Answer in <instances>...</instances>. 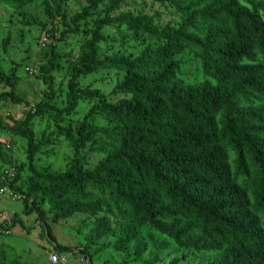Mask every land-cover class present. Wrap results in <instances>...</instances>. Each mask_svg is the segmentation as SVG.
Masks as SVG:
<instances>
[{
  "label": "trees",
  "instance_id": "16d2710c",
  "mask_svg": "<svg viewBox=\"0 0 264 264\" xmlns=\"http://www.w3.org/2000/svg\"><path fill=\"white\" fill-rule=\"evenodd\" d=\"M106 1L84 0L86 7L71 20L77 26L89 19L93 30L72 66L68 86L73 90L78 78L99 70L120 71L123 79L116 91L130 99L102 103L74 134L64 130L75 159L63 173L33 165L42 145L30 127L44 110H54L48 105L50 97L24 120L5 127V132L26 141L31 174L25 191L15 187L19 176L8 188L23 195L25 213L35 212L41 222L39 206L29 203L32 196L47 202L58 221L100 210L99 201L82 203L91 185L108 194L136 224L151 227L179 250L216 254L214 264H264V2L251 1L248 7L238 0H209L191 11L205 0L193 7H185L182 0H152L171 4L181 14L189 12L177 29L160 30L143 16L95 19ZM117 4L114 1L110 10ZM48 13L52 15L50 9ZM196 22L206 25L204 33L189 32ZM110 26H125L135 40L146 36L162 45L146 47L135 59L113 55L100 60L96 46L104 41L103 28ZM186 48L198 53L210 81L183 86L175 79V57ZM15 81L14 72L10 77L0 72V86L13 89ZM0 99L17 103L12 94H1ZM75 106L55 111L56 121ZM95 111L105 118L106 128L89 123ZM86 146L89 152L105 155L91 172L82 170L79 158ZM1 148L0 163L12 170ZM228 153L233 155L232 165ZM6 172L0 174V188L6 186ZM45 230L54 243L46 225ZM132 240L125 235L118 248L123 250ZM55 246L60 255L70 252Z\"/></svg>",
  "mask_w": 264,
  "mask_h": 264
},
{
  "label": "rangeland",
  "instance_id": "374dc122",
  "mask_svg": "<svg viewBox=\"0 0 264 264\" xmlns=\"http://www.w3.org/2000/svg\"><path fill=\"white\" fill-rule=\"evenodd\" d=\"M114 1H118V4L110 10ZM251 1L264 2L238 0L240 5L248 7ZM182 2L185 7H193L197 0ZM208 2L205 0L191 11L201 9ZM85 7L84 0H0V72L6 77L14 72L16 80L13 89L1 85L0 95L12 94L17 101L0 99L1 153L13 168L10 170L0 163V174L8 173L6 186L0 188V231L8 233H0V264H49V255L56 244L70 250L67 255L70 264H214L218 257L216 254L199 256L179 250L151 227L136 224L127 212L114 206L108 194L101 193L91 185L85 188L82 203L91 205L99 201L100 210L94 214L76 213L58 221L54 220L47 202L39 196H32L29 203L35 202L39 206L43 213L41 222L36 220L38 215L35 212L25 213L23 195L8 188V184L19 176L15 187L25 191L24 182L31 175L26 158V141L3 130L11 128L12 122L24 120L30 111L34 112L50 97L48 105L54 110H44L43 115L31 123L34 139L42 145L33 159V165L63 173L75 159L64 130L70 129L74 134L90 111L102 103L114 104L130 99L116 91V86L123 79V72L120 71L99 70L80 77L74 83L73 90H69L72 66L77 63L93 30V22L89 19L77 26L71 23L72 18ZM122 14L147 17L154 28L173 30L181 25L189 12L181 14L171 4L152 0H107L94 18L103 20L106 15L115 18ZM205 27L201 22H196L195 30L189 32L200 35L205 32ZM101 35L104 41L96 46L100 60L113 55L135 59L146 47L162 45V42L146 36L135 40L125 26L105 27ZM175 61L179 64L175 79L183 86L210 81L202 72L195 50L186 48L175 57ZM82 92L85 94L82 95ZM72 103L76 105L74 110L64 112L62 120L57 122L55 111H63ZM92 117L88 120L91 125L101 129L107 127L101 114L95 111ZM79 158L82 159V170L91 172L105 159V155L89 152L86 146L80 151ZM233 159V155L228 153L230 165ZM45 225L50 229L54 243L47 237ZM125 235L133 237V240L120 250L118 247Z\"/></svg>",
  "mask_w": 264,
  "mask_h": 264
},
{
  "label": "built area",
  "instance_id": "2783aa9c",
  "mask_svg": "<svg viewBox=\"0 0 264 264\" xmlns=\"http://www.w3.org/2000/svg\"><path fill=\"white\" fill-rule=\"evenodd\" d=\"M6 174H7V172H6ZM13 197H14V199H18V197H16V196H13ZM49 262H50V264H70L67 256L60 255L55 251H53L49 255Z\"/></svg>",
  "mask_w": 264,
  "mask_h": 264
},
{
  "label": "crops",
  "instance_id": "0c3cea01",
  "mask_svg": "<svg viewBox=\"0 0 264 264\" xmlns=\"http://www.w3.org/2000/svg\"><path fill=\"white\" fill-rule=\"evenodd\" d=\"M48 262H49V260H48ZM49 264H50V262H49Z\"/></svg>",
  "mask_w": 264,
  "mask_h": 264
}]
</instances>
